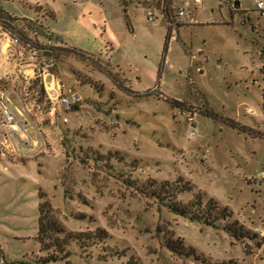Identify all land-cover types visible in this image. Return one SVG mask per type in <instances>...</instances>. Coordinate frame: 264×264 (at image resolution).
<instances>
[{"label":"rangeland","instance_id":"1","mask_svg":"<svg viewBox=\"0 0 264 264\" xmlns=\"http://www.w3.org/2000/svg\"><path fill=\"white\" fill-rule=\"evenodd\" d=\"M258 1L172 0L174 16L189 17L169 24L144 0H0L4 21L51 47L55 63L53 82L24 46L0 61V94L18 119L17 130L0 129V264L58 255L37 241L45 202L66 234L90 235H59L69 258L45 264H264ZM58 94L79 101L63 110ZM171 187L186 189L182 207L201 204L172 213L162 200ZM209 201L230 218H215ZM234 221L252 237L236 240Z\"/></svg>","mask_w":264,"mask_h":264},{"label":"trees","instance_id":"2","mask_svg":"<svg viewBox=\"0 0 264 264\" xmlns=\"http://www.w3.org/2000/svg\"><path fill=\"white\" fill-rule=\"evenodd\" d=\"M171 2H172V0H164V1L160 0L159 2L156 3L157 4L156 6H154L155 3L151 4V5H149L147 3H145V4L153 7L154 9H157L162 15H165L168 13V15L171 19V22H169V24H170V23H173V21H174L173 18L176 17V16H174L172 9H169V7L171 6ZM7 15L8 14L0 7V20H2V21H0V25H2L4 28L10 30L13 34L20 36L21 41H22V45L24 46V48H27V49L34 48V49L38 50L40 59L53 61V53L51 51L50 52L52 54L51 55L52 58L51 57H49V58L45 57L46 51L47 50L49 51L51 49V47H48V46L43 47L42 45L36 43L35 41L28 39L21 29H17V27H16L17 25L16 26L12 25L15 22V20L9 18L8 23L6 21H4V19H6L8 17ZM32 26H34V23H32L31 21H26V24L24 25V27H26V29L29 27L31 29H33ZM170 34H171V26L170 27L168 26V33H167L166 43H165L166 49H167L169 40L171 39ZM50 39H51V37H50ZM164 60H165V57L163 58L162 61H164ZM118 86L123 91L129 90L128 87L122 86L121 83H118ZM206 116H208V117L212 116L213 117L214 115L211 113H209V114L207 113ZM220 122L223 125L231 127L232 129H235V130L242 132V133H247V132L252 133L253 132L250 129L240 125L238 122L231 120L229 118L221 117ZM256 135L258 136V133ZM185 190L186 189H184V187H181L180 189L171 187L170 191H168L169 197L162 198V200L168 201V204H167L168 209L176 215H182V216L185 215L186 216L188 213H190L188 211L192 210L195 207V204L197 206H198V204H201V203H199L200 202L199 198L197 199L198 203H194V204L190 203V204H188V206H185V207H182L180 205V203H176L177 196L180 195ZM209 204H210L209 206H213V207H210V210L212 212L218 213L217 215H215V218L221 217L220 219H223V220L230 218L231 213H228L227 209H219V207H217V205H215V203L213 201H209ZM192 219L200 220L201 218L198 215H193ZM205 222H207V224H211V221H209L208 218H207V220H205ZM38 227L39 228H38V234H37V241L40 243L41 249L43 251H46V252H49V250H51L52 248L55 249V251L56 250L58 251L57 256L48 255L45 259H42L40 261L41 264H45V263H48L51 261L55 262L57 260H67L69 258V255L64 254V252H65L64 249L66 248L68 242L66 240H59V238H58L59 235L66 234V232H65L64 228L60 225V223L57 221V219L53 216V214L51 213L50 208L46 202L39 204ZM227 230L238 241H240L244 238H251L252 237L247 231L244 230L243 227L239 226L236 221L229 223ZM101 232H102V234H105L104 231H100V233ZM66 236H67L68 240H75V241L84 242V239L82 237L90 236V235L67 233ZM93 236H94V238L99 237L96 235H93ZM253 236L256 237L258 235H257V233H254ZM176 242L168 243V248L171 251L177 253V252H179L178 251L179 248H178ZM66 264H68V263H66Z\"/></svg>","mask_w":264,"mask_h":264},{"label":"built area","instance_id":"3","mask_svg":"<svg viewBox=\"0 0 264 264\" xmlns=\"http://www.w3.org/2000/svg\"><path fill=\"white\" fill-rule=\"evenodd\" d=\"M144 1L145 3L151 5V4L159 2L160 0H144ZM161 1H164V0H161ZM197 2H200V0H197ZM256 10L262 17H264V1H258L256 3ZM175 16L177 18L183 19V18H188L189 14H188L187 9L180 8L175 12ZM151 17L152 15L148 14L149 21L152 19ZM22 47L23 45H22L20 36L13 34L10 30L0 25V61H2L5 58L11 57L13 55L11 54L13 50H21L23 49ZM29 51L31 54V58L37 61L39 59L38 50L34 48L32 49L30 48ZM37 65L39 66V70H40L39 76H38L39 78L46 81L48 78L51 77L52 81L53 82L55 81V78L53 76V72L55 69V63L53 61L42 59L37 62ZM165 68L167 70L169 69L168 63L165 64ZM1 78L2 77L0 74V80ZM44 85H45V89H47L48 91L54 90L53 87L47 88L45 83ZM58 88L60 89L59 85H58ZM48 91H46L47 94H48ZM56 100H57V105L59 108L63 110H71L73 108V104L79 101V98H74L72 101H68L66 98H62L60 97V94H58ZM17 124H18V119L16 115H14V113L12 112L11 107L8 103V100L4 97L3 94H0V129L1 128L4 129L5 127L11 126L15 130H17L18 129L16 126ZM190 135L193 136L195 135V133L192 131Z\"/></svg>","mask_w":264,"mask_h":264},{"label":"water","instance_id":"4","mask_svg":"<svg viewBox=\"0 0 264 264\" xmlns=\"http://www.w3.org/2000/svg\"><path fill=\"white\" fill-rule=\"evenodd\" d=\"M235 5H236L237 7H239V3H238V2H236ZM76 108H77V106L75 107V109H76Z\"/></svg>","mask_w":264,"mask_h":264}]
</instances>
